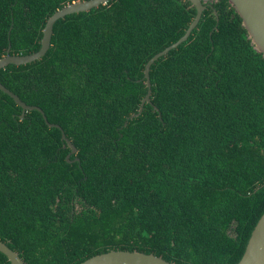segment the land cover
<instances>
[{
    "label": "trees",
    "instance_id": "16d2710c",
    "mask_svg": "<svg viewBox=\"0 0 264 264\" xmlns=\"http://www.w3.org/2000/svg\"><path fill=\"white\" fill-rule=\"evenodd\" d=\"M76 0H0V58L41 47ZM109 0L54 25L0 81V239L26 264L111 249L235 264L264 213V55L230 0ZM156 106L158 108H156ZM79 158V159H77ZM0 264H11L0 251Z\"/></svg>",
    "mask_w": 264,
    "mask_h": 264
},
{
    "label": "water",
    "instance_id": "95a60500",
    "mask_svg": "<svg viewBox=\"0 0 264 264\" xmlns=\"http://www.w3.org/2000/svg\"><path fill=\"white\" fill-rule=\"evenodd\" d=\"M109 0H76L68 3L61 8L57 9L47 20L43 29V36L41 47L34 52L27 54H12L10 48L7 54L0 58V69L9 63L25 64L32 62L36 59L43 57L51 47L52 34L56 21L65 17L67 14L88 11L93 7H98L101 4H106ZM217 0H192L197 7V13L186 29L185 33L175 42L165 47L163 50L155 53L146 63L145 77L148 86V91L142 99L139 111L131 114V117L139 115L146 102L151 100V79L150 70L152 64L162 55L168 53L172 48L177 47L181 42L188 39L193 29L198 25L203 11L206 8V2ZM235 6L237 12L242 17L243 25L248 31L252 44L255 48L262 52L264 55V0H230ZM0 89L11 95L15 101L22 106V114L24 117L25 112L29 109H38L43 113L44 119L50 126H57L62 129V138L66 141V145H70L72 150L67 154V160L71 161L70 156L76 152L77 148L70 138L67 137L62 126L58 123L50 122L44 110L37 105H30L20 98L18 94L5 86L0 81ZM156 108H158L156 106ZM79 159V158H77ZM0 251L8 256L11 264H26L24 259L20 256L19 252L11 248L5 241L0 239ZM79 264H177L174 261L167 260L166 258L152 252H144L139 250L128 249H111L106 252L97 253L80 262ZM235 264H264V213L255 225L251 236L248 240L245 252L241 259Z\"/></svg>",
    "mask_w": 264,
    "mask_h": 264
}]
</instances>
